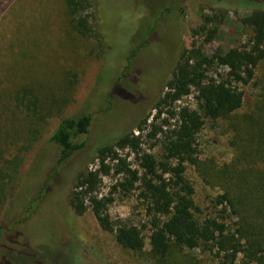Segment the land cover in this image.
<instances>
[{
  "label": "rangeland",
  "instance_id": "obj_1",
  "mask_svg": "<svg viewBox=\"0 0 264 264\" xmlns=\"http://www.w3.org/2000/svg\"><path fill=\"white\" fill-rule=\"evenodd\" d=\"M93 1L105 40L103 61L95 37L70 32L62 0H0V166L6 164L10 175L4 177L7 199L0 203V264H215L198 248L188 247L174 248L165 261H155L149 253L148 228L142 231L141 251L120 246L112 232L99 226L88 202L80 214L63 205V189L55 183L60 180L66 187L80 169L96 168L95 148L138 125L143 115H147L146 122L133 133L145 135L156 112L153 103L166 91V81L188 49L194 44L211 55L241 47L252 35L242 18L263 5L258 0ZM205 15L222 20L203 26ZM19 25L21 34L17 33ZM135 34L137 41L146 43L135 47L136 54L129 58L133 47L128 44L136 43ZM126 58L130 62L123 70ZM224 71L225 67L214 64L207 75ZM148 82L158 85L154 93L144 88ZM23 84L36 88L50 108L43 121L34 125L12 98L13 90ZM242 88L243 102L235 112L216 120L204 119L196 139L198 165L191 160L181 165L174 161L175 171L167 174L173 185L177 184L174 172L187 178L194 189L198 216L216 217L221 226L231 221L222 218L227 214L215 204L223 187L220 176L232 168L250 169L255 177L257 168H262V146L249 136L264 129V58L254 78ZM194 95L192 89L172 105L195 107ZM81 111L92 114L88 132L78 138L85 146L56 166L57 148L49 137L62 117ZM153 141L142 136L141 147L158 156L160 147H150ZM128 152L127 148L118 150L120 155ZM12 158L14 167L9 170L8 159ZM128 160L136 166L132 154ZM118 180L117 175L103 176L96 189L98 196L111 197L106 206L110 219L145 222L137 191L123 193L113 188Z\"/></svg>",
  "mask_w": 264,
  "mask_h": 264
},
{
  "label": "trees",
  "instance_id": "obj_2",
  "mask_svg": "<svg viewBox=\"0 0 264 264\" xmlns=\"http://www.w3.org/2000/svg\"><path fill=\"white\" fill-rule=\"evenodd\" d=\"M257 2L263 7L252 9L242 18V22L251 28L252 35L241 47H230L211 55L194 44L188 49L166 81V91L160 93L153 103L156 112L148 123L149 129L145 135L140 131L134 134L133 130L141 129L140 123L146 122L147 115L135 127L122 131L118 137L95 148L92 159L98 158L96 168L88 170L85 166L80 169L73 183L66 187L60 180L56 181L55 184L63 189L60 192L63 205L80 214L85 211V202H88L99 226L112 232L116 243L131 250L141 251L144 244L142 231L148 228L149 253L155 261H165L174 248L188 247L198 248L215 264H264L263 152L262 168H257L255 177H251L250 169L237 171L232 168L220 176L224 178L220 181L223 187L215 196V204L221 206V213L226 212L227 215L222 218H229V225L222 223L221 226L216 217L200 218L190 181L179 172H174L177 184L173 185L167 177V174L175 171L172 166L174 161L181 165L191 160L198 165L196 139L205 118L216 120L226 117L242 105V86L254 78L255 68L264 58V0ZM93 4V0H62L70 32L95 37L98 55L103 61L105 40ZM221 20V16L216 19L213 15H205L203 26L220 23ZM204 28L200 27L202 30ZM19 32L21 34L20 25L17 28ZM11 42L12 39L8 40L9 46L13 45ZM214 64L225 67V71L208 76L207 71ZM72 74L75 76V73ZM35 89L32 85L23 84L13 90L12 96L16 108L33 125L43 121L50 110ZM192 89L195 91V107L172 105ZM46 107L47 111L43 112ZM91 118L90 112L81 111L59 120L49 137L57 148L56 166L69 161L84 148L85 142L78 138L88 132ZM142 136L154 139L150 147H160L158 156L141 147ZM250 137L264 151V129L260 128ZM124 148L129 152L120 155L118 150ZM130 154L133 155L135 167L128 160ZM12 160L15 158L8 159L9 170L14 167ZM7 171L6 164L0 166V203L7 197L5 190L8 183L4 179L10 176ZM109 174L119 176L113 188L118 187L123 193L137 191L136 197L143 205L147 218L145 222L138 225L110 219L106 206L111 197L96 193L101 178ZM2 228L0 223L1 233ZM195 263L199 264L200 261Z\"/></svg>",
  "mask_w": 264,
  "mask_h": 264
},
{
  "label": "flooded vegetation",
  "instance_id": "obj_3",
  "mask_svg": "<svg viewBox=\"0 0 264 264\" xmlns=\"http://www.w3.org/2000/svg\"><path fill=\"white\" fill-rule=\"evenodd\" d=\"M169 11V10H168ZM143 22H144V20H142ZM151 21H152V23H150L151 25L153 24V21H154V19L152 20L151 19ZM136 36H137V38L135 39V42L136 43H134V44H132L134 41H131L132 43H130V44H128V46H132L133 48H130L132 51H131V55L129 56L128 55V57L129 58H131L132 56H133V54L135 55L136 54V52H134L133 53V50L134 51H136L135 50V47H136V49H138V48H142V47H144L145 46V43H146V41H144L143 43H141V40H139V41H137V39H138V35L137 34H135ZM141 43V44H140ZM121 47H123L121 50H124V48H125V44H123ZM126 50H129V49H126ZM129 62H130V59H129V61H128V58H126V63L124 64V67L122 68L123 70L126 68V67H128V65H129ZM162 75V74H161ZM156 85V87H153L152 86V83L151 82H148L146 85H145V89H146V91H147V93L148 94H151V93H154L155 92V90L158 88V85L157 84H155ZM143 96H144V98H146V96L144 95V91H143ZM147 99V98H146ZM144 101H147V100H145V99H142L141 100V102H144ZM146 104V102L144 103V105L143 106H146L145 105ZM143 108V107H142ZM144 116V115H143Z\"/></svg>",
  "mask_w": 264,
  "mask_h": 264
},
{
  "label": "built area",
  "instance_id": "obj_4",
  "mask_svg": "<svg viewBox=\"0 0 264 264\" xmlns=\"http://www.w3.org/2000/svg\"><path fill=\"white\" fill-rule=\"evenodd\" d=\"M135 130V129H134ZM134 134H138L136 131H134Z\"/></svg>",
  "mask_w": 264,
  "mask_h": 264
}]
</instances>
